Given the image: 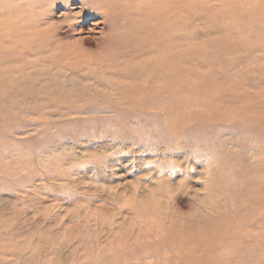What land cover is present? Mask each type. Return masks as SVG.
Segmentation results:
<instances>
[{
  "label": "rangeland",
  "instance_id": "obj_1",
  "mask_svg": "<svg viewBox=\"0 0 264 264\" xmlns=\"http://www.w3.org/2000/svg\"><path fill=\"white\" fill-rule=\"evenodd\" d=\"M194 1L176 40L102 56L103 11L56 4L83 64L23 56L0 0V264H264V0Z\"/></svg>",
  "mask_w": 264,
  "mask_h": 264
},
{
  "label": "bare ground",
  "instance_id": "obj_2",
  "mask_svg": "<svg viewBox=\"0 0 264 264\" xmlns=\"http://www.w3.org/2000/svg\"><path fill=\"white\" fill-rule=\"evenodd\" d=\"M14 0H4L7 5L8 2ZM81 3L82 10L74 16L69 14L66 16L68 19L79 18L88 13H93L94 15L101 14L103 11L104 18L103 23L109 28V32L105 34L102 38L105 42L100 43L98 47V54L102 56L103 54L109 53L114 49H120L125 47V39H127V34L123 32V29L129 31V33H136L142 36V41L147 42L151 40L166 42L165 37L176 38L179 34V18L185 14H191L194 8H198V3L194 0H78ZM220 1V3L225 2L227 5L218 6L223 11L233 12L235 14L240 12L239 0H215ZM72 0H26L25 8L18 7V10L13 11L15 17L19 16V20H16L13 24L16 25L18 31L23 36V40L20 44V53L25 56L28 52H32L33 55L41 57L47 54H53L54 50L60 52V54L55 55L57 61L69 59L70 61L82 62L83 64L91 63L96 57V53L89 54L87 57L86 52L83 49V44L90 43L93 41L92 37H86L79 40H72L67 44H63L61 39H55L57 45H53L51 42L50 32L51 26L45 21L48 17L51 18L52 14L55 12V5L58 3L70 4ZM218 3V4H220ZM210 1L205 3V7L212 6ZM46 8L47 10H43ZM25 9H28L29 15L26 14ZM35 9H39V14L41 17L36 20L34 18ZM20 11V12H19ZM90 11V12H88ZM99 12V13H98ZM20 13V14H19ZM82 13V15H81ZM12 14L10 8L4 9V15L9 16ZM26 14V15H25ZM29 19V21H27ZM80 24V22H79ZM121 24L123 26H121ZM101 24H96L98 26ZM78 24L72 22L67 25L66 30L62 33L63 35L73 36L80 35L84 32L83 27L77 30ZM124 30V31H126ZM30 32V34L28 33ZM91 32V31H90ZM2 33V32H1ZM0 33V34H1ZM11 34V33H10ZM33 34V35H32ZM58 35H60L58 33ZM15 36V35H14ZM28 39L30 42H28ZM176 40V39H175ZM7 46V45H6ZM1 48V47H0ZM132 49V48H131ZM134 50V49H133ZM132 52V51H130ZM174 51L169 52L171 55ZM57 65L58 68L63 69L61 64ZM81 63V64H82ZM146 63V62H144ZM142 62L143 66H146ZM38 64V63H37ZM63 66V65H62ZM38 66L35 67V69ZM137 67L130 68L135 69ZM134 74L128 75L129 77L137 80L141 77V74L148 73L146 68H137ZM129 74V72L115 71L114 74ZM150 76V75H149ZM81 83V81H80ZM79 83V84H80ZM112 84V81H110ZM122 80L119 79L120 86ZM115 84V83H113ZM118 146V145H117ZM129 147V146H128ZM174 156V155H173ZM176 155V157H180ZM170 157V156H169ZM120 225V224H119ZM88 230V229H87Z\"/></svg>",
  "mask_w": 264,
  "mask_h": 264
}]
</instances>
